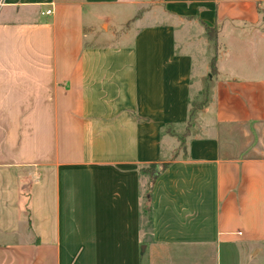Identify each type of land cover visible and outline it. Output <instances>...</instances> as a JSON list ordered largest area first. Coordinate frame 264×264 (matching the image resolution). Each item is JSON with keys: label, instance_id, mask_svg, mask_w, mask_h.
Wrapping results in <instances>:
<instances>
[{"label": "crops", "instance_id": "crops-1", "mask_svg": "<svg viewBox=\"0 0 264 264\" xmlns=\"http://www.w3.org/2000/svg\"><path fill=\"white\" fill-rule=\"evenodd\" d=\"M0 264H264V0H0Z\"/></svg>", "mask_w": 264, "mask_h": 264}, {"label": "rangeland", "instance_id": "rangeland-1", "mask_svg": "<svg viewBox=\"0 0 264 264\" xmlns=\"http://www.w3.org/2000/svg\"><path fill=\"white\" fill-rule=\"evenodd\" d=\"M146 10H147V7L146 8H143V11L144 12ZM106 35L107 34L103 31V29L98 30L96 39L92 40L93 44H96V45H111V44H115L117 42H120L121 34L119 32L116 33V34H114V36L112 37V39L111 38H108ZM231 44L234 47L233 53H234V55L237 58H239V59H244L245 58V59H247V60L244 59L245 61H248V63L251 62L250 59H252V57H253V52L251 51V49L247 48V49H243L242 51H240L241 44L238 43V41H231ZM242 46L243 47H247L246 44H244V43H242ZM194 56H196L197 59H200V57H201V50H200V48L194 50ZM213 74L214 73H212V75ZM203 89H204V82H203V88L200 90V92L196 96H194V98L197 99L196 101L198 102L197 103L198 105L202 104V102L205 101V97L206 96L202 95V90ZM197 117H198V113H197ZM197 117L192 119V121H191L192 122V125L197 124V121H196L197 120ZM191 130H192V132H194L195 129L193 128V126H192ZM185 132L186 131L183 130L180 133V136L183 137V135L185 134ZM170 141H172L171 142V145L170 144H163V153L167 157H173V155L176 154L177 149H178V143H177V141L174 140V139H172ZM172 145H177V146L175 148H173ZM174 150H176V151H174ZM159 168L162 169V165H160ZM149 202H150V200L146 201V205H148V206H146L145 211H144L145 212V215H144V228L145 229H147L148 226L150 225V220L148 219V217H147L148 215L146 214V210H149L150 211V206H149L150 203ZM145 239L146 240H149V236L145 237ZM145 245H146V243H143L141 245L140 249L142 251H143V247H145Z\"/></svg>", "mask_w": 264, "mask_h": 264}, {"label": "trees", "instance_id": "trees-1", "mask_svg": "<svg viewBox=\"0 0 264 264\" xmlns=\"http://www.w3.org/2000/svg\"><path fill=\"white\" fill-rule=\"evenodd\" d=\"M207 30V34H208V38L210 39V41H214L215 40V37H216V31L214 29H211V28H206ZM215 72V64L214 62H212V73ZM210 85H211V82H210V78L208 77L206 79V81L204 82V89L202 90V95L206 96L205 97V101L202 102V104L198 105L197 103V99L194 98L191 102H190V110H189V115H188V123H187V126H186V132L185 134L182 136H180V134H176L174 131H172V129L170 128H167V130H169L168 132L171 133L172 135L174 136H177L178 139L180 140V148L182 150H185V145H186V135L188 134V132L190 131V129L192 128V119L193 118H196L197 117V113L203 109L206 104H207V101L209 100V97H210ZM159 164H151L145 168H143L141 170V172L143 174H145L146 176L148 175L151 179V183H153L159 176L160 174V168H159ZM166 167V165H165ZM151 212L149 210H146V214L148 215V219L151 221Z\"/></svg>", "mask_w": 264, "mask_h": 264}, {"label": "built area", "instance_id": "built-area-1", "mask_svg": "<svg viewBox=\"0 0 264 264\" xmlns=\"http://www.w3.org/2000/svg\"><path fill=\"white\" fill-rule=\"evenodd\" d=\"M42 14H46V15H48V14H51V10H47L45 13H42Z\"/></svg>", "mask_w": 264, "mask_h": 264}]
</instances>
